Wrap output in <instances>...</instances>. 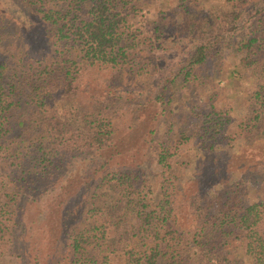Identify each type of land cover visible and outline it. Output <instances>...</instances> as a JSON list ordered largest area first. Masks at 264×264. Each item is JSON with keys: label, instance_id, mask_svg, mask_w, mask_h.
I'll list each match as a JSON object with an SVG mask.
<instances>
[{"label": "trees", "instance_id": "16d2710c", "mask_svg": "<svg viewBox=\"0 0 264 264\" xmlns=\"http://www.w3.org/2000/svg\"><path fill=\"white\" fill-rule=\"evenodd\" d=\"M153 1L0 0L1 25L18 26L29 47L22 58L8 52L7 60L19 64H9L10 75L4 74L8 62L0 61V239L24 264H43L52 251L55 264H264V33L237 44L244 71L260 80L241 102L242 133L226 134L233 108H220L210 95L193 111L192 130L157 143V195L132 172L107 170L89 194L79 191L88 181L58 186L47 201L54 214L45 220L33 211L18 213L21 202L28 211L39 191L55 188L66 160L113 142L116 110L84 93L83 72L100 67L139 73L157 62L161 68L166 34L176 40L181 29L200 30L217 20L204 15L197 0H174L176 17L165 10L151 15ZM139 11L149 15L137 26L131 20ZM5 38L0 32V46ZM213 51L205 43L177 50L169 79L159 78L154 99L142 94L139 104L164 103L174 93L172 84L188 89L209 78L205 66L217 55ZM237 67L227 70L229 79L241 78ZM237 137L236 146L224 147ZM192 139L200 159L179 164L193 167L196 181L209 186L183 201L175 191L173 159Z\"/></svg>", "mask_w": 264, "mask_h": 264}, {"label": "rangeland", "instance_id": "374dc122", "mask_svg": "<svg viewBox=\"0 0 264 264\" xmlns=\"http://www.w3.org/2000/svg\"><path fill=\"white\" fill-rule=\"evenodd\" d=\"M196 4L204 15L212 14L217 16V20L215 24L205 25L200 30L181 29L176 40L175 36L169 37L166 34L165 39H162L163 43H160V46L168 49L167 56H163L161 61L162 72L157 62V66L150 64L147 70H141L139 73L136 68L132 71L116 72L100 67H93L82 73L80 87L84 93L88 97L108 102L116 110L117 121L113 142L107 148L90 150L66 160L63 169L59 175H56L58 178L54 183L55 188L49 189V193L39 191L40 194L34 197L36 200L29 206L28 211L27 203L21 202L18 213L33 211L37 219L45 220L47 216L54 214L50 212V205L47 201L52 192L57 191L58 186L65 184L68 180L88 181L81 185L79 191H88L89 194L93 189V184L107 170L109 172H132L138 176L139 181H142L146 190L150 187L153 196L157 195L160 191V184L157 181L159 176H156L159 168L155 164L157 143L162 140L171 143L180 130L185 128L187 132L192 130L197 123L193 111L197 112L210 95L215 94L214 101L220 108H233L231 111L233 122L230 123L226 134L242 133L238 124L245 109L241 106V102L256 88L260 80L258 77L247 75L244 71L243 64L239 61L244 53L237 50V44L255 33H264V0H197ZM158 10L168 11L172 15L178 10L177 2L170 0L167 4H161L155 0L151 3L150 14H155ZM147 15L149 13L139 11L131 22L140 26L142 22H146ZM174 16L176 17L177 13ZM177 20H179L178 17ZM0 32L6 37V43L0 46V61L8 62L5 63L8 65L4 69V74L10 75L14 66L9 64H16L17 69L19 64L17 61L14 63L12 58L7 60L8 52L14 54L13 58L15 56L22 58V54L29 50V47H27L26 37L20 35L18 26L6 28L0 23ZM196 43H205L212 51L214 49L218 51L216 56L207 60L205 66L208 69L209 78L204 81L199 79L192 81L188 84V89L172 84L174 93L169 98V95H165L164 103L158 99L155 105L147 102L146 105L141 106L138 96L143 94L147 100L152 99L157 92L159 78L170 77L169 70L174 58L178 57L177 50L191 48ZM158 52L160 49L154 46L151 51L152 55L155 54L154 60L158 59ZM23 56L25 57V54ZM237 64H239L237 70L241 78L229 79L227 70L234 69ZM220 68H222L221 71ZM145 73L150 77L146 78ZM6 82L9 81L4 83ZM238 142H240L238 137L237 139L232 138L224 147L236 146ZM198 145L195 139H192L191 142L183 145L178 157L173 159L177 161L175 174L178 180L175 183V191L179 199L183 201L187 199L188 193H195L196 188L202 191L203 188L209 186L204 179L200 182L196 181L198 175L193 167H184L179 164L182 160H193V162L199 160L201 152L196 150ZM1 156L0 153V165H3L1 163L4 159ZM1 173L2 171H0V177ZM77 195L74 193L75 199ZM77 201L67 208H72ZM174 203H179V201L176 199ZM21 247L22 242L18 241V249ZM53 253L54 251L49 258L42 257V263L55 264L58 256L54 257ZM113 259L117 260L114 257ZM0 264H24L16 258L15 254H11L8 246L1 239Z\"/></svg>", "mask_w": 264, "mask_h": 264}]
</instances>
